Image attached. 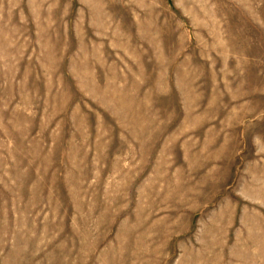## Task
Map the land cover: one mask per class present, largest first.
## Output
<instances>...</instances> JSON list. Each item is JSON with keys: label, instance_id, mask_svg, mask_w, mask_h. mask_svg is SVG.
<instances>
[{"label": "rangeland", "instance_id": "obj_1", "mask_svg": "<svg viewBox=\"0 0 264 264\" xmlns=\"http://www.w3.org/2000/svg\"><path fill=\"white\" fill-rule=\"evenodd\" d=\"M0 264H264V0H0Z\"/></svg>", "mask_w": 264, "mask_h": 264}]
</instances>
